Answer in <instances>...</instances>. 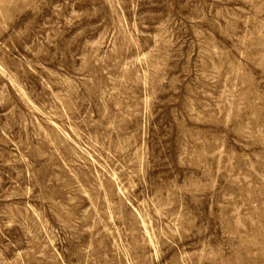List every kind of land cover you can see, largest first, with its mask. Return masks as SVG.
<instances>
[{
  "label": "rangeland",
  "instance_id": "obj_1",
  "mask_svg": "<svg viewBox=\"0 0 264 264\" xmlns=\"http://www.w3.org/2000/svg\"><path fill=\"white\" fill-rule=\"evenodd\" d=\"M0 264H264V0H0Z\"/></svg>",
  "mask_w": 264,
  "mask_h": 264
}]
</instances>
